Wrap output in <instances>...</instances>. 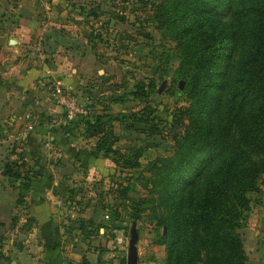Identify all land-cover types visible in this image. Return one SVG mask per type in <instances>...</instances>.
I'll return each instance as SVG.
<instances>
[{
  "label": "crops",
  "instance_id": "obj_1",
  "mask_svg": "<svg viewBox=\"0 0 264 264\" xmlns=\"http://www.w3.org/2000/svg\"><path fill=\"white\" fill-rule=\"evenodd\" d=\"M107 3L0 0V264H108L111 257L96 250L112 233L99 195L111 198L110 181L123 170L99 146L111 133L113 149L134 147L141 132L112 120L127 105L123 87H115L123 74L99 69L107 63L95 51H127L141 36L135 27H112L129 20L111 17ZM53 83L78 96L88 109L83 120L65 121L51 96ZM19 157L22 171L36 172L20 206L19 182L10 187L4 176L5 165Z\"/></svg>",
  "mask_w": 264,
  "mask_h": 264
},
{
  "label": "trees",
  "instance_id": "obj_2",
  "mask_svg": "<svg viewBox=\"0 0 264 264\" xmlns=\"http://www.w3.org/2000/svg\"><path fill=\"white\" fill-rule=\"evenodd\" d=\"M137 1L161 37L175 42L176 76L185 84L189 106L180 110L173 125L184 119L190 123L204 110L211 109L213 115L201 128L175 133L172 154L148 163V176L143 177L147 196L134 203L131 220L149 211L150 219L165 229V264H247L238 231L251 211L250 195L259 192L264 176V0ZM237 3L242 5L239 11L234 10ZM221 11L229 16L219 31ZM225 36L237 44L243 39L245 45L235 75L227 80L214 73ZM115 142L109 133L99 150L112 155L121 170L136 168L143 148L129 147L128 154H121L112 148ZM20 160L4 169L10 187L19 182V206L36 177L32 168L22 171ZM121 189L113 188L117 207L125 200L118 197Z\"/></svg>",
  "mask_w": 264,
  "mask_h": 264
},
{
  "label": "rangeland",
  "instance_id": "obj_3",
  "mask_svg": "<svg viewBox=\"0 0 264 264\" xmlns=\"http://www.w3.org/2000/svg\"><path fill=\"white\" fill-rule=\"evenodd\" d=\"M81 1L83 2V0ZM86 1L90 2V0ZM107 1L105 9L111 14V17L115 16L117 19L118 16L122 15L129 20L128 24L122 26L113 22L111 23L112 27L116 25L128 32H132L134 27H140L141 32L148 36L147 38L140 37V42L134 44L127 51L115 52L111 51L109 47L108 49L99 47L95 51L96 55L101 56L103 61L107 63L105 66H99V69L105 70L108 76L123 74V84H116L115 87H123L120 89L122 90L120 99L127 105L123 109L124 112L116 111L112 120L116 119L114 122L126 125L131 132L134 130L137 131V134L141 132L139 141H135L139 144L137 147L143 148L137 167L123 169L121 175L113 177L110 181L113 188L121 186L122 189L118 197L121 195L125 199L122 205L116 206L119 201H115L113 195L111 198L107 194L103 195L104 192L99 195L102 211L110 217L107 224L112 233H109L107 242L98 243L96 250L107 251L111 256L109 261H104V263L126 264L129 230L132 224L130 216L136 210L134 203L147 196V191L143 188V177L148 176L146 173L148 163L157 157L170 156L173 152L174 136H180L177 133H183L188 128L197 129L201 128V125L209 124L213 111L211 109L204 110L197 119L190 123L189 120L184 119L178 126L173 125L180 110L189 106L187 96L184 93L185 84L183 83V88L180 89L181 80L176 76L179 60L175 52V42L171 41L169 36L161 37V33L155 29L154 25L149 24L148 14L144 13L146 12L144 11L145 8L141 7V3L137 0ZM153 1L157 0H149L148 3ZM95 2L99 6L100 3ZM241 8L242 5L237 3L234 10L239 11ZM228 16V11H221L218 14L216 27L219 31L224 30ZM126 19L124 20L126 21ZM211 21V18L207 19L205 26ZM102 25L105 26V23ZM222 34H224L223 31ZM238 35L243 34L239 33ZM104 38L107 39L105 35ZM108 40H112V37H109ZM243 42L242 39L237 44V42H233L231 37L225 36L221 43L220 58L217 60L214 70L218 79L222 77L223 80H227L235 75L240 54L242 56L244 53L245 45ZM115 43L116 41L113 39L112 44ZM100 75L103 73L101 72ZM163 82L166 84L158 93ZM135 87L141 90V94L137 95ZM104 90L105 87L97 88L95 91L97 97L100 96L101 92H105ZM73 94L78 98L75 93ZM116 116L119 118H115ZM79 120L77 119L75 122ZM106 123H111V120L106 121ZM126 150L124 148L119 152L128 154ZM259 183V192L250 195L251 211L244 218L242 229L238 231L244 244L247 264H264V176L260 178ZM150 218H152L151 213L146 211L141 213L139 220H136L139 235L137 242L138 264H165L164 229ZM98 227L105 228L102 225Z\"/></svg>",
  "mask_w": 264,
  "mask_h": 264
},
{
  "label": "built area",
  "instance_id": "obj_4",
  "mask_svg": "<svg viewBox=\"0 0 264 264\" xmlns=\"http://www.w3.org/2000/svg\"><path fill=\"white\" fill-rule=\"evenodd\" d=\"M51 96L54 103L63 109L66 122L73 123L77 119L88 115V109L82 106L74 94L65 89L60 83L51 84Z\"/></svg>",
  "mask_w": 264,
  "mask_h": 264
},
{
  "label": "water",
  "instance_id": "obj_5",
  "mask_svg": "<svg viewBox=\"0 0 264 264\" xmlns=\"http://www.w3.org/2000/svg\"><path fill=\"white\" fill-rule=\"evenodd\" d=\"M166 82H163L161 87L158 90L160 93L165 86ZM179 88H183V82H180ZM41 131L40 129L38 130ZM165 233V229H164ZM138 232H137V224L136 222H132L130 230H129V240H128V249L126 255V264H138V253H137V242H138Z\"/></svg>",
  "mask_w": 264,
  "mask_h": 264
}]
</instances>
